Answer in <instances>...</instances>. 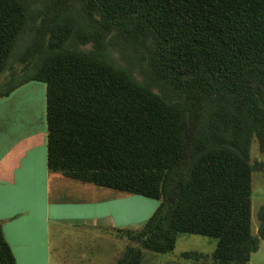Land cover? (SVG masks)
<instances>
[{"label": "trees", "instance_id": "1", "mask_svg": "<svg viewBox=\"0 0 264 264\" xmlns=\"http://www.w3.org/2000/svg\"><path fill=\"white\" fill-rule=\"evenodd\" d=\"M32 81L47 85L51 171L160 202L114 230L132 243L115 264L173 254L182 234L216 240L209 264H251L264 0H0V100ZM0 264H17L1 223Z\"/></svg>", "mask_w": 264, "mask_h": 264}, {"label": "crops", "instance_id": "2", "mask_svg": "<svg viewBox=\"0 0 264 264\" xmlns=\"http://www.w3.org/2000/svg\"><path fill=\"white\" fill-rule=\"evenodd\" d=\"M159 205L49 169L45 83L32 81L0 100V223L17 264L67 263L65 254L55 257L53 238L64 240L69 231L80 239L99 232L124 241L114 230L140 229ZM208 244L193 251L207 258L192 264L210 263L217 243Z\"/></svg>", "mask_w": 264, "mask_h": 264}, {"label": "rangeland", "instance_id": "3", "mask_svg": "<svg viewBox=\"0 0 264 264\" xmlns=\"http://www.w3.org/2000/svg\"><path fill=\"white\" fill-rule=\"evenodd\" d=\"M27 44V37L20 43L18 52L22 51ZM84 49L89 50L90 47ZM112 60L122 66L127 64L120 58V56L113 52ZM134 70L137 78L143 80V77L138 73L139 68L130 65ZM252 162L264 164V153L260 151L258 143L254 142L252 145ZM159 202V201H158ZM264 205V172H255L253 175V206H252V221L254 232H258V212ZM64 240L58 241L53 238L55 250V257L58 254H65L67 263L65 264H105L112 263L113 257L118 259L125 251L128 245L132 243L128 240L119 241L114 239L112 235H103L99 232H93L91 238L89 233L80 239L73 231H69ZM123 240V239H122ZM216 242V240L200 235L182 234L177 239L176 250L173 254L162 255L151 251H147L143 264H192V260H186L181 257L183 252H193L206 250L210 246L208 242ZM116 259V260H117ZM251 264H264V240L260 250L253 255Z\"/></svg>", "mask_w": 264, "mask_h": 264}]
</instances>
